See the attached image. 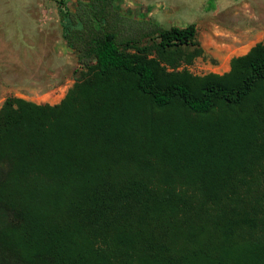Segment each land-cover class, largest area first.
<instances>
[{"label": "trees", "instance_id": "obj_1", "mask_svg": "<svg viewBox=\"0 0 264 264\" xmlns=\"http://www.w3.org/2000/svg\"><path fill=\"white\" fill-rule=\"evenodd\" d=\"M69 2L72 87L0 106V264H264V43L194 76V24Z\"/></svg>", "mask_w": 264, "mask_h": 264}, {"label": "rangeland", "instance_id": "obj_2", "mask_svg": "<svg viewBox=\"0 0 264 264\" xmlns=\"http://www.w3.org/2000/svg\"><path fill=\"white\" fill-rule=\"evenodd\" d=\"M61 1L0 0V106L7 97L56 105L72 87L79 66L62 40ZM116 8L163 28L194 24L202 55L177 68L194 76L223 75L264 43V0H116Z\"/></svg>", "mask_w": 264, "mask_h": 264}, {"label": "crops", "instance_id": "obj_3", "mask_svg": "<svg viewBox=\"0 0 264 264\" xmlns=\"http://www.w3.org/2000/svg\"><path fill=\"white\" fill-rule=\"evenodd\" d=\"M0 88L2 89V86H0Z\"/></svg>", "mask_w": 264, "mask_h": 264}]
</instances>
